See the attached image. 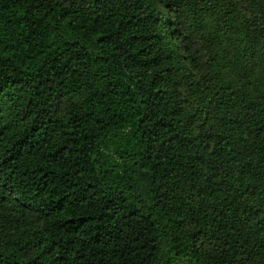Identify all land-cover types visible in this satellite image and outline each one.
<instances>
[{
    "label": "trees",
    "instance_id": "obj_1",
    "mask_svg": "<svg viewBox=\"0 0 264 264\" xmlns=\"http://www.w3.org/2000/svg\"><path fill=\"white\" fill-rule=\"evenodd\" d=\"M0 264H264V0H0Z\"/></svg>",
    "mask_w": 264,
    "mask_h": 264
},
{
    "label": "rangeland",
    "instance_id": "obj_2",
    "mask_svg": "<svg viewBox=\"0 0 264 264\" xmlns=\"http://www.w3.org/2000/svg\"><path fill=\"white\" fill-rule=\"evenodd\" d=\"M195 37L198 38L197 35H195ZM226 62H227V64H228V68H226V69L223 68V70H225V71L227 72V74H228L229 77H231L232 79H234V77H235V75H236V71L238 70V64L235 63V62L232 60V57H231L230 59H226V60L224 61V65H225V66H226Z\"/></svg>",
    "mask_w": 264,
    "mask_h": 264
}]
</instances>
